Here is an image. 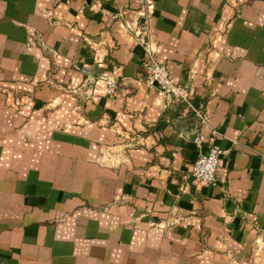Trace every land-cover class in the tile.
<instances>
[{"label":"crops","instance_id":"obj_1","mask_svg":"<svg viewBox=\"0 0 264 264\" xmlns=\"http://www.w3.org/2000/svg\"><path fill=\"white\" fill-rule=\"evenodd\" d=\"M0 264H264V0H0Z\"/></svg>","mask_w":264,"mask_h":264},{"label":"built area","instance_id":"obj_2","mask_svg":"<svg viewBox=\"0 0 264 264\" xmlns=\"http://www.w3.org/2000/svg\"><path fill=\"white\" fill-rule=\"evenodd\" d=\"M123 15V12H119L114 17L120 18ZM136 36H139L140 40L143 41L147 53V58L142 62L145 72V84L150 88L157 89L167 102L180 101L185 103L197 119L196 133L193 140L199 149L193 162L191 175L205 183L216 184L220 158L228 151L216 146H210L206 150L202 149V142L205 137L204 131L209 128V112L205 104L195 105L191 99L192 91L190 88L178 84L172 77L169 67L155 57L150 40V24L147 19L141 24ZM97 80L106 85L109 94L116 93L119 88V80L116 76L103 73L98 76Z\"/></svg>","mask_w":264,"mask_h":264}]
</instances>
